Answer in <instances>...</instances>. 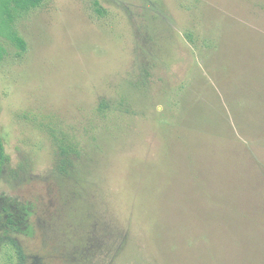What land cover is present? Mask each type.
<instances>
[{"label": "rangeland", "instance_id": "rangeland-1", "mask_svg": "<svg viewBox=\"0 0 264 264\" xmlns=\"http://www.w3.org/2000/svg\"><path fill=\"white\" fill-rule=\"evenodd\" d=\"M15 30L0 264H264V0H44Z\"/></svg>", "mask_w": 264, "mask_h": 264}, {"label": "trees", "instance_id": "trees-1", "mask_svg": "<svg viewBox=\"0 0 264 264\" xmlns=\"http://www.w3.org/2000/svg\"><path fill=\"white\" fill-rule=\"evenodd\" d=\"M44 0H0V64L7 56V49L4 41L15 46L21 56L26 50L24 41L17 35L15 22L31 10L41 6ZM51 139L57 148L56 170L58 173L67 174L74 167V161L78 158V146L68 141L66 137L58 138L51 134ZM3 148L0 142V158L2 159ZM2 164V160L0 165ZM1 169V167H0Z\"/></svg>", "mask_w": 264, "mask_h": 264}]
</instances>
